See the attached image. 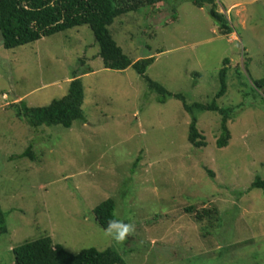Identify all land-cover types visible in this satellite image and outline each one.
<instances>
[{
  "label": "rangeland",
  "instance_id": "rangeland-1",
  "mask_svg": "<svg viewBox=\"0 0 264 264\" xmlns=\"http://www.w3.org/2000/svg\"><path fill=\"white\" fill-rule=\"evenodd\" d=\"M216 4L234 33L219 34L210 6L192 0L125 14L109 30L134 63L154 57L147 76L189 104L213 100L230 60L217 100L235 108L223 148L221 115H197L207 145L194 147L182 102L160 103L133 66L106 69L88 26L12 50L0 35V207L8 226L0 264H15L14 248L44 236L75 255L114 248L125 264H264V190L250 189L264 179V88L254 86L264 79V0ZM75 74L83 120L34 130L16 117L20 101L44 107L64 97ZM31 143L33 159L21 158ZM110 198L134 227L129 242L96 221L94 209ZM204 210L212 220L196 218ZM209 221L217 224L206 236Z\"/></svg>",
  "mask_w": 264,
  "mask_h": 264
},
{
  "label": "trees",
  "instance_id": "trees-1",
  "mask_svg": "<svg viewBox=\"0 0 264 264\" xmlns=\"http://www.w3.org/2000/svg\"><path fill=\"white\" fill-rule=\"evenodd\" d=\"M197 7L210 6V15L218 26L221 35L234 33L229 20L216 9V0H192ZM159 3H169V0H0V35L5 49L12 50L25 46L44 37L65 32L82 26H88L99 47V56L106 69L125 71L133 66L144 79L151 91L157 93L160 103L169 98L180 100L184 110L192 116L188 140L196 148H204L207 143L204 135L198 129L197 115L204 112H214L221 115V135L217 139V147H226L231 139L228 122L235 117V108L220 107L217 100L222 98L228 89L227 58L219 71L220 89L209 103L194 102L189 104L182 93H172L162 84L147 76L148 68L154 63V57L142 58L135 63L118 45L109 28L115 20L128 13L140 11L145 7H154ZM173 19H177L173 9ZM240 71H238V74ZM68 93L61 99L53 100L44 107H29L24 101L14 104L15 115L24 121L31 129L40 127L62 126L72 128L74 123L83 120L84 86L78 75H73ZM257 89L264 88V79L254 82ZM31 143L20 156L33 159ZM139 157L137 161H139ZM212 175V173L210 172ZM250 189H263L264 179L257 177ZM117 203L110 198L103 201L94 209L97 223L103 229L107 228L110 220H119L116 215ZM193 212L194 208H188ZM9 214V213H8ZM212 210L198 213L196 218L212 220ZM219 218V217H218ZM217 218V219H218ZM6 214L0 207V240L8 233ZM221 220V219H220ZM217 222V221H216ZM215 221H209L204 228L207 236L208 228H215ZM128 242L132 238L131 234ZM128 242L126 243L128 245ZM15 264H125L122 255L114 248L98 250L84 249L79 254L68 252L62 245L55 244L50 236L26 241L13 249Z\"/></svg>",
  "mask_w": 264,
  "mask_h": 264
},
{
  "label": "clouds",
  "instance_id": "clouds-1",
  "mask_svg": "<svg viewBox=\"0 0 264 264\" xmlns=\"http://www.w3.org/2000/svg\"><path fill=\"white\" fill-rule=\"evenodd\" d=\"M105 231L116 242H122L127 235L134 232V227L132 224L124 223L123 221L110 220Z\"/></svg>",
  "mask_w": 264,
  "mask_h": 264
}]
</instances>
